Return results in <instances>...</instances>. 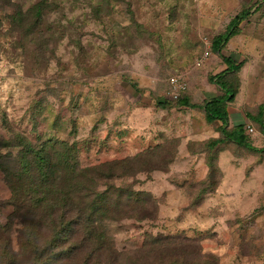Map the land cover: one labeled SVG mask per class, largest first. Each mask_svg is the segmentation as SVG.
I'll use <instances>...</instances> for the list:
<instances>
[{
  "label": "rangeland",
  "instance_id": "obj_1",
  "mask_svg": "<svg viewBox=\"0 0 264 264\" xmlns=\"http://www.w3.org/2000/svg\"><path fill=\"white\" fill-rule=\"evenodd\" d=\"M242 11L239 34L197 68L204 45ZM222 56L241 65L223 78L235 93L228 131L252 126L246 135L259 152L229 140L214 151L221 123L178 103L226 96L210 81L228 69ZM176 74L187 83L178 99ZM262 110L264 0H0V156L14 157L22 134L76 146L85 168L126 161L116 185L151 194L159 208L152 220L106 224L122 264H144L148 251L151 264H264V133L252 120ZM161 151H176L167 172L155 166ZM9 199L0 170L2 224L13 215ZM157 237L164 243L151 249Z\"/></svg>",
  "mask_w": 264,
  "mask_h": 264
},
{
  "label": "trees",
  "instance_id": "obj_2",
  "mask_svg": "<svg viewBox=\"0 0 264 264\" xmlns=\"http://www.w3.org/2000/svg\"><path fill=\"white\" fill-rule=\"evenodd\" d=\"M37 13L41 19V9ZM248 18V11L236 15L223 35L216 37L209 47L204 45L205 50L197 60L203 59L206 54L208 59L212 51L222 55L224 47L239 34L241 25ZM222 59L228 67L227 71L211 77L210 81L221 87L226 96L214 97L196 106L190 103L187 96H181L178 103L203 109L210 124L221 123L217 130L220 135L210 139L212 142L209 146L214 147V151L223 145V141L229 140L259 152L248 141L247 127L239 125L233 131H228L226 103L234 100L235 93L223 78L238 72L241 65L232 58L222 56ZM263 116L262 110L260 116L252 117V120L260 125L264 133ZM21 135L16 134L14 142H11L19 148L15 156L12 152L0 156L7 163L1 164L0 170L4 173L10 192L8 205L13 209L7 223H0V264H122L124 254L116 248L106 224L124 219H155L158 216V201L155 202L151 194L136 192L131 186L116 185V180L124 177L121 170L129 165L124 164L126 161L85 168L78 162L76 146L72 148L56 139H40L33 143ZM13 145L4 142V147ZM218 152L219 156L221 150ZM175 156L176 151L172 156L166 151L153 153L155 161L161 164H148H155L158 169L167 172ZM218 156L216 166L219 164ZM209 168H213L212 163ZM219 181L211 182L214 189L206 190L203 194L216 191ZM17 223L20 227L15 235L13 229ZM151 240V249H159L164 243L163 237ZM167 240L170 244L174 243V238ZM145 248H148V244ZM151 255L152 252L148 251L147 256H141L146 262L139 258L144 264H151L148 262Z\"/></svg>",
  "mask_w": 264,
  "mask_h": 264
},
{
  "label": "built area",
  "instance_id": "obj_3",
  "mask_svg": "<svg viewBox=\"0 0 264 264\" xmlns=\"http://www.w3.org/2000/svg\"><path fill=\"white\" fill-rule=\"evenodd\" d=\"M206 60L207 54L203 57V59L197 60V67H201L206 62ZM169 83L172 88L173 97L175 99H178L187 89V83L182 75L172 77ZM247 130L249 134L255 133V129L252 126H248Z\"/></svg>",
  "mask_w": 264,
  "mask_h": 264
},
{
  "label": "crops",
  "instance_id": "obj_4",
  "mask_svg": "<svg viewBox=\"0 0 264 264\" xmlns=\"http://www.w3.org/2000/svg\"><path fill=\"white\" fill-rule=\"evenodd\" d=\"M213 137H217V136H213Z\"/></svg>",
  "mask_w": 264,
  "mask_h": 264
}]
</instances>
